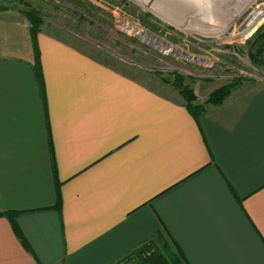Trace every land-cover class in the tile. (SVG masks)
Returning <instances> with one entry per match:
<instances>
[{
    "label": "crops",
    "instance_id": "obj_1",
    "mask_svg": "<svg viewBox=\"0 0 264 264\" xmlns=\"http://www.w3.org/2000/svg\"><path fill=\"white\" fill-rule=\"evenodd\" d=\"M67 29L0 11V264H264V85L192 109Z\"/></svg>",
    "mask_w": 264,
    "mask_h": 264
},
{
    "label": "rangeland",
    "instance_id": "obj_2",
    "mask_svg": "<svg viewBox=\"0 0 264 264\" xmlns=\"http://www.w3.org/2000/svg\"><path fill=\"white\" fill-rule=\"evenodd\" d=\"M208 2L210 7L201 5L208 14L190 16L186 8L179 18L162 6L166 17L182 20L181 29L148 10L158 6L156 0H149L147 9L132 0H0V8L29 25L27 15L41 19L39 31L51 24L67 27L124 68H134L140 79L163 82L187 106L201 109L238 84L264 85V0L232 24L231 12L241 2ZM226 27L221 35L204 34Z\"/></svg>",
    "mask_w": 264,
    "mask_h": 264
},
{
    "label": "bare ground",
    "instance_id": "obj_3",
    "mask_svg": "<svg viewBox=\"0 0 264 264\" xmlns=\"http://www.w3.org/2000/svg\"><path fill=\"white\" fill-rule=\"evenodd\" d=\"M132 1L144 9H147L148 3H149V0H132ZM208 1L209 0H156V2L158 3V6L152 5L151 7L148 8V10L153 12L157 16H159L160 19L162 18L164 20H167V21H169L170 24L181 29L180 27L182 25L181 24L182 20H180L178 22H174V21H172V19L166 17V14L163 11L162 6L165 8H169L172 12H174V15H176V18L177 17L179 18L182 16V13H184L186 11V8H190V9H188V11H190L189 12L190 16L197 15L196 13H198V14L204 13L205 14V12L207 11V8H203L201 5L206 3V6L208 5L210 7L212 4L209 3ZM238 1L241 2V4L239 7H237V9H235L233 12H231V17H233V19L231 20V24L234 21H236L237 19H239L240 16L242 14H244L247 10H249L256 3L257 0H238ZM179 3L183 6V7H181V9L178 6ZM173 5L174 6L176 5L177 9H175L176 7L174 8ZM205 19H207V18H205ZM227 28L228 27L223 28L220 32H217V33L214 31H208V32H205L204 34L212 35V36L221 35L224 31H226ZM184 31L188 32L189 30L186 29Z\"/></svg>",
    "mask_w": 264,
    "mask_h": 264
},
{
    "label": "trees",
    "instance_id": "obj_4",
    "mask_svg": "<svg viewBox=\"0 0 264 264\" xmlns=\"http://www.w3.org/2000/svg\"><path fill=\"white\" fill-rule=\"evenodd\" d=\"M3 8H0L2 10ZM30 23V35L32 39L34 52L36 50V35L39 32V26L41 25V19L34 18L32 14L27 15ZM229 92L226 91L223 94L216 93L213 101H217L227 95ZM149 253V255H145ZM183 264L181 257H172L166 248H143L128 256L126 259L121 260L117 264ZM133 262V263H132Z\"/></svg>",
    "mask_w": 264,
    "mask_h": 264
},
{
    "label": "built area",
    "instance_id": "obj_5",
    "mask_svg": "<svg viewBox=\"0 0 264 264\" xmlns=\"http://www.w3.org/2000/svg\"><path fill=\"white\" fill-rule=\"evenodd\" d=\"M149 255V254H148Z\"/></svg>",
    "mask_w": 264,
    "mask_h": 264
}]
</instances>
